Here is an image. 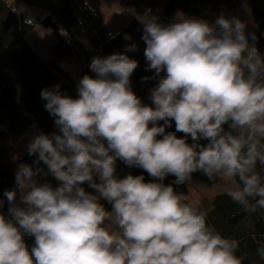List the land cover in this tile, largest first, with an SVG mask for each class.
Returning <instances> with one entry per match:
<instances>
[{
	"label": "clouds",
	"instance_id": "obj_1",
	"mask_svg": "<svg viewBox=\"0 0 264 264\" xmlns=\"http://www.w3.org/2000/svg\"><path fill=\"white\" fill-rule=\"evenodd\" d=\"M138 20L146 70L166 73L150 90L154 108L132 91L138 63L125 54L93 57L95 78L78 81L75 99L59 85L41 90L59 134L33 136L26 148L36 156L35 169L19 164L15 189L3 193L10 218L0 214V264H243L240 241L222 236L205 212L163 181L172 175L174 184L190 185L196 172L210 181L238 180L226 195L245 212L264 209V56L257 37L223 14L214 24L181 18L163 25L145 9ZM135 50V44L127 48ZM169 120L185 138L165 134ZM117 160L154 180L117 179ZM48 174L57 187L37 179ZM16 189L23 207L15 203ZM25 235L34 237L30 250ZM257 255L264 260V247Z\"/></svg>",
	"mask_w": 264,
	"mask_h": 264
},
{
	"label": "trees",
	"instance_id": "obj_2",
	"mask_svg": "<svg viewBox=\"0 0 264 264\" xmlns=\"http://www.w3.org/2000/svg\"><path fill=\"white\" fill-rule=\"evenodd\" d=\"M30 4L41 5L47 14L39 19V24L50 27L55 35L51 45L52 56L45 60L25 39V33L35 24L26 25L25 16L7 0H0V139H11L19 136L32 123H37L39 132L51 134L58 129L54 119L45 110L46 101L41 99L40 92L44 88L60 86L65 95L77 98L78 81L85 75L95 78L89 65L95 56L107 57L111 54H125L130 59L137 61L138 67L130 77V85L134 94L140 99L147 89L158 85L159 79L166 75L161 72L155 75L154 70H146L147 61L144 56L146 44L141 39L143 26L137 19L122 27L115 33L109 30L102 13L85 0H28ZM146 9H151V15L158 17L159 22L168 25L181 19V17H197L214 24L221 14L226 18L237 17L246 24L245 33H254L257 37L256 48L263 56L264 53V0H145ZM239 4V7L238 5ZM181 15V16H178ZM65 33L67 35H65ZM83 33L88 40L79 37ZM125 35L130 39H125ZM249 42L251 40L249 38ZM136 45L135 51L127 48ZM143 77H152L142 82ZM154 108V106H153ZM171 127L165 128V134L175 133L177 138H185V134L176 132L174 120H170ZM231 122H229L230 124ZM164 122H157L163 126ZM229 124H224L226 132L232 131ZM157 139H162L158 136ZM186 142L191 145L190 135ZM106 146V141L104 142ZM201 145H206L207 140H200ZM6 149L0 145V200L4 205L0 214L6 219L9 204L3 193L15 189V172L19 164H28L35 169L33 161L36 156H29L27 152L17 159L4 162ZM39 167L47 172V168L40 162ZM258 170L261 166L258 165ZM131 174L134 177L143 175L145 182L153 181L143 169L126 166L122 161H116V178L123 179ZM264 176V171H261ZM206 185H211L220 180L217 177L210 181L201 172L192 174ZM40 182L52 184L55 188L58 182L48 174L37 178ZM96 182L98 178L94 177ZM175 177L168 175L163 183L172 185L174 191L182 196H187L192 186L188 184H174ZM236 182V181H235ZM238 182V180H237ZM236 182V183H237ZM86 192L98 195L87 183L81 185ZM16 205L20 203L18 189ZM196 205L207 214V222L214 225L217 231L226 238L240 241L238 257H244L243 264H264V260L257 255V248L264 247V209H257L249 213L234 203L227 195L226 190L216 194L211 199L200 197ZM198 199V200H199ZM106 211L111 212L112 206L107 201H99ZM24 242L29 250L34 245V237L25 235Z\"/></svg>",
	"mask_w": 264,
	"mask_h": 264
},
{
	"label": "rangeland",
	"instance_id": "obj_3",
	"mask_svg": "<svg viewBox=\"0 0 264 264\" xmlns=\"http://www.w3.org/2000/svg\"><path fill=\"white\" fill-rule=\"evenodd\" d=\"M7 1L21 12L25 18L31 17L33 20L37 21L38 24H35L31 30L25 33V39L45 60L51 58V45L55 40L54 32L50 27H45L38 22L40 18L47 14V10L41 5L34 3L30 4L28 0ZM85 2L102 13L111 33L117 32L134 18L138 20V17L142 16L146 9L145 0H85ZM237 5L239 7V4ZM178 16L181 15L178 14ZM183 18L198 19L197 17ZM79 37L85 39L88 44V40L83 33H80ZM150 90L151 89H147L140 100L142 105L153 107L154 105L150 99ZM149 127H151V125H149ZM37 131H39L38 124L32 123L19 136H15L8 140L0 139V145H3L6 149V158L4 162H9L13 160L14 157L18 158L25 154L27 152V144L30 143ZM0 162L2 161L0 160ZM190 185L192 186L191 192L187 196L182 197L184 198V202L196 206L201 200L199 199L200 197L211 199L216 194L228 188H234L236 182L227 181L220 177L218 182L206 185L198 179L192 178V183Z\"/></svg>",
	"mask_w": 264,
	"mask_h": 264
}]
</instances>
